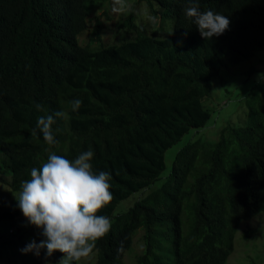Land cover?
Returning a JSON list of instances; mask_svg holds the SVG:
<instances>
[{
    "label": "trees",
    "instance_id": "trees-1",
    "mask_svg": "<svg viewBox=\"0 0 264 264\" xmlns=\"http://www.w3.org/2000/svg\"><path fill=\"white\" fill-rule=\"evenodd\" d=\"M107 1L0 0L6 185L20 190L49 152L72 159L91 149L93 170L110 174L112 199L97 213L110 229L75 264L89 256L92 264H124L137 235L142 248L134 264H224L239 221L264 211V81L245 93L238 124L226 122L213 140L189 139L167 171L164 152L205 125L203 101L220 69L264 46V0H198L200 11L229 19L211 39L185 16L186 0H154L149 9L154 17L170 15V32L135 24V2L122 22L130 34L111 42L101 37L107 8L104 20L93 17ZM84 31L94 44L79 43ZM57 111L64 113L52 125L58 143L48 145L33 129L38 116ZM136 191L132 205L114 215ZM18 214L0 211V220ZM48 262L42 252L36 264Z\"/></svg>",
    "mask_w": 264,
    "mask_h": 264
},
{
    "label": "clouds",
    "instance_id": "clouds-1",
    "mask_svg": "<svg viewBox=\"0 0 264 264\" xmlns=\"http://www.w3.org/2000/svg\"><path fill=\"white\" fill-rule=\"evenodd\" d=\"M186 4L184 14L192 19L202 38L219 36L228 28L227 16L211 9L200 11L198 0H186ZM258 78L264 81V73H258ZM79 105L80 101L75 100L72 110ZM63 115L57 111L38 116L33 131H38L46 144H57L52 125L55 118ZM93 156L91 149L72 159L49 152L45 162L30 169V178L21 181L18 196H14L16 207L26 225L37 229L40 237L30 239L19 249L21 254L40 256L43 250L44 256L50 257L59 251L63 255L58 264H75L109 231V218L97 213L112 199L110 174L93 170Z\"/></svg>",
    "mask_w": 264,
    "mask_h": 264
},
{
    "label": "rangeland",
    "instance_id": "rangeland-1",
    "mask_svg": "<svg viewBox=\"0 0 264 264\" xmlns=\"http://www.w3.org/2000/svg\"><path fill=\"white\" fill-rule=\"evenodd\" d=\"M135 2H137L133 10L135 24H142L148 32H162L164 29L170 32L172 21L170 15L161 19L159 14L157 17L150 14L149 9L157 6L154 0H109L93 13V17L100 15L104 20L102 11L107 8L109 18L103 21L106 24L101 35L103 40L111 42L118 40L123 34H130L126 27L122 26V22ZM161 9L159 7V10ZM93 21L92 19L88 23L89 29L92 27ZM160 22V28L163 29H159ZM78 39L79 43L83 44L90 42L92 37L89 35V31H84ZM93 42L92 40V44H94ZM258 73H264V46L248 59L220 69L218 75L212 78L211 91L203 101L204 107L210 113L207 122L196 130L190 129L165 150V171L169 170L172 158L178 148L189 139L202 137L213 140L218 129L226 122L238 124L241 115L245 114L246 110L244 95L255 83L260 81ZM7 162V157L0 153V211L15 209L19 214L0 220V264H36L40 256H34L32 253L21 254L19 251L30 239L39 240L40 237L37 235V229L26 225L25 218L16 207L14 196H18L19 190H12L6 185L7 177L4 168ZM138 196L139 191H136L119 201L113 214L126 211ZM246 231L251 233L247 238L244 236ZM137 236L134 238L130 250L124 255V264H134L136 255L141 251V243ZM233 245V250L224 264H264V211L248 220L239 221ZM62 255L59 251L54 252L49 257L48 263L56 262L58 264ZM44 258L48 260V257L44 256ZM93 261L94 257L89 256L81 259L78 264H92Z\"/></svg>",
    "mask_w": 264,
    "mask_h": 264
}]
</instances>
